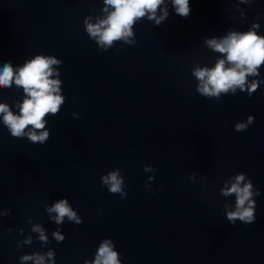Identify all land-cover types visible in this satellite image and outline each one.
Listing matches in <instances>:
<instances>
[{
	"label": "water",
	"instance_id": "water-1",
	"mask_svg": "<svg viewBox=\"0 0 264 264\" xmlns=\"http://www.w3.org/2000/svg\"><path fill=\"white\" fill-rule=\"evenodd\" d=\"M189 4L181 16L166 0L159 25L141 17L135 43L116 40L105 50L84 25L106 15L104 0H0V63L54 54L65 97L46 114L44 143L14 137L0 122V264H34L19 259L25 253L48 261L50 249L55 264H84L105 236L122 264H264V64L247 77L246 87L260 82L251 95H201L192 72L223 56L207 38L254 22L264 33V0ZM23 95L15 84L0 86L10 107ZM248 114L253 121L235 130ZM114 168L124 197L100 182ZM238 171L260 189L248 223L226 218L235 194L222 189ZM60 196L80 222L51 219L47 208Z\"/></svg>",
	"mask_w": 264,
	"mask_h": 264
},
{
	"label": "clouds",
	"instance_id": "clouds-1",
	"mask_svg": "<svg viewBox=\"0 0 264 264\" xmlns=\"http://www.w3.org/2000/svg\"><path fill=\"white\" fill-rule=\"evenodd\" d=\"M104 5L106 15L94 22L85 18L84 25L88 35L105 50L116 40L135 43L129 38L133 37L132 26L139 18L147 16L159 25L168 16L166 0H104ZM171 5L173 11L181 16L190 13L189 0H171ZM258 28L259 25L254 22L247 30H230L221 37L206 39V44L223 53V56L218 57L211 66L204 65L192 69L193 75L199 81L197 90L201 95L219 97L221 93L229 91L235 94L237 89L246 90L251 95L257 89L260 84L258 81H252L248 87L246 84L248 76H259V68L264 64V33H260ZM61 63L62 60L54 54L40 52L15 66L7 59L0 63V86L11 87L15 84L22 87L25 94L12 107L0 102V122L10 135L26 137L32 142L40 143H44L49 137V129L45 127L46 114H56L65 100L61 89L62 81L58 78L59 72L52 67ZM253 119V115L248 114L245 120L236 121L233 127L237 131L244 130ZM29 125L32 127L29 128ZM36 129L40 131L37 132ZM144 167L148 170L147 165ZM100 182L112 193H119L121 197L127 194L124 178L118 168L101 173ZM225 183L222 193L225 196L235 194V208L226 210L227 220L230 223L237 219L245 223L254 221V197L260 194V189H254L251 178L243 171L236 172L231 182ZM47 211L55 213L51 219L57 224L61 223L65 216L69 220L80 222V217L70 206L66 196L56 198ZM33 230L40 233L41 240L47 239L39 225H34ZM53 236L57 241L63 239L58 230H54ZM47 256L49 260L45 261L44 255L25 253L19 259L33 260L34 264H55L54 250L50 249ZM119 257L113 240L105 236L99 241L93 258L85 259L84 264H122Z\"/></svg>",
	"mask_w": 264,
	"mask_h": 264
}]
</instances>
